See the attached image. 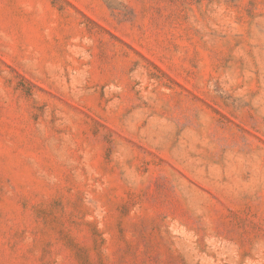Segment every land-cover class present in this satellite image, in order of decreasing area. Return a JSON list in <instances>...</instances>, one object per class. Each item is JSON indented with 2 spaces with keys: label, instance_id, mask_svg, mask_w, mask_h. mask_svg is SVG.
Masks as SVG:
<instances>
[{
  "label": "rangeland",
  "instance_id": "rangeland-1",
  "mask_svg": "<svg viewBox=\"0 0 264 264\" xmlns=\"http://www.w3.org/2000/svg\"><path fill=\"white\" fill-rule=\"evenodd\" d=\"M0 264H264V0H0Z\"/></svg>",
  "mask_w": 264,
  "mask_h": 264
}]
</instances>
